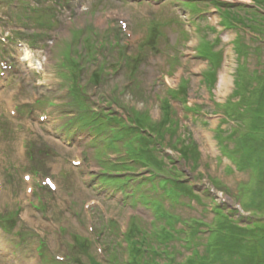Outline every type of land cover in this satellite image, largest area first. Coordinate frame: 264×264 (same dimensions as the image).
I'll return each instance as SVG.
<instances>
[{"label":"rangeland","instance_id":"obj_1","mask_svg":"<svg viewBox=\"0 0 264 264\" xmlns=\"http://www.w3.org/2000/svg\"><path fill=\"white\" fill-rule=\"evenodd\" d=\"M0 189V264H264V0H0Z\"/></svg>","mask_w":264,"mask_h":264},{"label":"trees","instance_id":"obj_2","mask_svg":"<svg viewBox=\"0 0 264 264\" xmlns=\"http://www.w3.org/2000/svg\"><path fill=\"white\" fill-rule=\"evenodd\" d=\"M259 8H260V7H259ZM255 12H256V13H259L260 10L255 9ZM248 15H250V14H248ZM250 21H251V20H250ZM156 174H157V173L150 174V175H151L150 178H147V179L142 177V178H143V181L141 180L140 184H142V185L145 184V183H144V179H146V180H148V181H152L151 184H152V187H153V186H154V184H153V180L157 178V177H156ZM173 176H174V175H173ZM142 178H141V179H142ZM156 180H157V179H156ZM163 180L165 181V179H163ZM137 183H138V182H137ZM159 183H160V182H159ZM222 209H223V208H222ZM228 215H229V214H228ZM128 246H129V244H128ZM131 248L133 249V246H131ZM138 249L141 250L143 253H148V252H149V249H148V248L139 247ZM171 258H172V257H171ZM128 262L130 263V261H128Z\"/></svg>","mask_w":264,"mask_h":264},{"label":"bare ground","instance_id":"obj_3","mask_svg":"<svg viewBox=\"0 0 264 264\" xmlns=\"http://www.w3.org/2000/svg\"><path fill=\"white\" fill-rule=\"evenodd\" d=\"M226 79V80H225ZM228 77L226 78L224 75H222V77H221V81H220V85H221V83H223L224 85H226V83H227V81H228ZM230 85V84H229Z\"/></svg>","mask_w":264,"mask_h":264}]
</instances>
